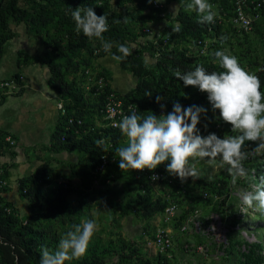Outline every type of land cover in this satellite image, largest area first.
I'll return each instance as SVG.
<instances>
[{
	"label": "trees",
	"instance_id": "1",
	"mask_svg": "<svg viewBox=\"0 0 264 264\" xmlns=\"http://www.w3.org/2000/svg\"><path fill=\"white\" fill-rule=\"evenodd\" d=\"M162 1L160 7L154 0L151 3L149 0H0V59L6 43L15 36L11 23L25 24L28 34L45 47V52L37 59L49 68L48 85L60 96L66 109V114L61 113L55 127L54 150L78 155L75 162L68 164L71 172L68 177L43 164L31 176L17 181L18 193L28 207L26 216L5 200L4 195L11 191V187L7 182L8 173L3 170L1 179L7 185H2L0 179V264H40L43 247L55 251L61 237L72 230L73 225L88 219L95 221L93 213L98 202L108 209L104 210L107 212L105 219L111 213L117 214V224L129 216L144 221L141 240L125 238L122 233L105 240L101 232H96L87 254L65 264H168L174 258L173 249L155 254L148 247L159 229L166 230V226L171 224L165 222L167 206L171 202L183 206L185 202V208L190 209L188 216L185 213L179 220L175 219L179 221L176 225L179 228L194 211V220H199L202 212L198 206L202 203L223 199V204H226L236 187L251 181L250 169L245 181L238 178L233 185L231 176L223 168L218 177L195 181L189 178L182 183L178 177L167 172L166 162L155 170L163 175L159 184L166 191L161 194L149 182L147 174L153 171L146 169V173H139L126 170L127 175L126 172L113 170L120 168L115 152L125 145V138L119 128L106 127L105 121L104 126L98 127L95 122L103 120L110 91L96 92L95 88L87 90L83 87L87 85L86 70L90 69L105 77L110 90L106 70L97 68L98 59L105 56H111L124 70L138 78L135 89L124 96L116 93L125 105L134 104L139 108L137 115H157L160 104L156 102V96L159 95L164 99L162 103H166L167 112L172 110L174 102L185 108L208 105L209 110L201 121L204 129L205 124L208 125L205 131L220 138L235 135L231 126L219 119L218 110H212L207 93L200 92L196 87H185L183 81L174 77L176 70L187 72L197 66H203L209 73L222 70L215 52L224 48L215 43L209 45L206 54H201L200 47V42L207 38H218V32L223 28L221 21L215 17L214 23L199 24L197 12L186 10L190 0ZM209 1L219 3L221 17L233 18V6L229 0ZM178 2L181 6L178 13L172 16L168 5ZM77 7H93L98 16L107 14L108 31L103 34V39L112 44L109 52L103 50L100 40H89L83 33L75 31L71 12ZM262 9L261 14L264 13V4ZM156 21H165L167 25L163 33H158V38L151 41L145 30ZM177 23L181 26L179 32L173 31ZM263 23L262 16L255 20L253 32L260 34ZM121 45L127 46L131 54L124 56L119 51ZM147 55L152 62L146 59ZM234 56L243 68L258 75L264 91V59L251 45ZM146 92H151L152 97L145 96ZM97 141L102 143L98 145ZM257 145L258 142H245L244 151L250 154ZM3 146L12 147L6 136L0 134V151ZM103 155L108 156V164L105 169L97 170ZM157 220H163V227L157 224ZM240 223L236 217L230 221L229 245L225 247L229 260L235 259L236 264H264L263 244H249L235 235Z\"/></svg>",
	"mask_w": 264,
	"mask_h": 264
},
{
	"label": "clouds",
	"instance_id": "2",
	"mask_svg": "<svg viewBox=\"0 0 264 264\" xmlns=\"http://www.w3.org/2000/svg\"><path fill=\"white\" fill-rule=\"evenodd\" d=\"M151 2L153 0H149ZM155 2L160 3L161 0ZM186 10L197 12L199 24L214 23L215 13L209 0H190ZM71 16L78 34L83 33L89 40H100L105 52L111 50V42L103 39V34L108 31L107 14L98 16L93 7H77L71 12ZM150 27L154 34L160 33ZM180 30L181 26L177 23L173 31ZM221 39L226 40L227 37ZM205 41L206 52L201 54H206L209 49L208 38ZM197 50L195 51L198 52ZM119 51L124 56L131 54L125 45H121ZM215 57L221 71L209 73L203 66H197L187 72L176 70L174 77L183 81L185 87H196L200 92L207 93L212 110H218L219 119L229 124L235 135H225L223 138L215 133L202 135L198 125L201 115L206 114L207 109L201 106L185 108L179 102H174L171 112L146 117H141L130 109L131 114L123 116L118 124L125 138V145L115 152L121 170L143 172L147 169L154 172L167 162V172L185 183L189 178L193 181L202 178L196 165L200 161H206L213 168H225L233 185L238 178L245 181L247 170L243 161L247 159V162H251L254 154L264 151V91L258 75L243 68L237 57L222 50H217ZM145 96L151 98L152 93L146 92ZM163 100L162 96H156V102L165 108ZM207 127L205 124V129ZM245 142H258V145L249 154L244 151ZM101 143L97 141L98 145ZM152 179L156 180L158 177L154 175ZM242 203L264 212V187L255 192L244 193ZM96 231L97 224L93 219L73 225L72 230L61 237L55 251H50L47 247L41 249L40 264H65L66 261L84 257Z\"/></svg>",
	"mask_w": 264,
	"mask_h": 264
},
{
	"label": "crops",
	"instance_id": "3",
	"mask_svg": "<svg viewBox=\"0 0 264 264\" xmlns=\"http://www.w3.org/2000/svg\"><path fill=\"white\" fill-rule=\"evenodd\" d=\"M174 4L168 5L171 13ZM11 25L15 36L5 45L0 59V77L11 79L23 76L25 80L20 92L5 97L0 104V134H4L6 138L12 136L17 142L15 147L1 148L0 169L8 173L7 182L11 187V191L4 195L5 200L26 216L29 213L28 207L18 193L17 181L31 176L43 164H48L68 177L71 174L68 164L75 162L78 155L54 150L53 135L61 117L58 105L63 100L48 85L49 68L37 59L45 52V47L37 38L28 34L25 24L13 22ZM166 25L165 21L151 24L160 34ZM146 59L152 62L148 55ZM97 68L106 70L111 89L121 96L135 89L138 84V78L124 70L111 56L98 59ZM83 87L87 89L86 84ZM103 121L97 119L95 122L98 127H102ZM133 218H123L120 220V224L124 225L123 229H115L108 217V224L104 225L107 227V239L115 238L119 233L128 239L140 237L145 222L136 224V219ZM96 232L100 233L99 227Z\"/></svg>",
	"mask_w": 264,
	"mask_h": 264
},
{
	"label": "rangeland",
	"instance_id": "4",
	"mask_svg": "<svg viewBox=\"0 0 264 264\" xmlns=\"http://www.w3.org/2000/svg\"><path fill=\"white\" fill-rule=\"evenodd\" d=\"M161 2L164 1L161 0ZM209 3L212 4L215 17L217 20L221 21L220 26L223 27L222 30L220 29L218 32V38L216 40L211 38V40L208 39L210 46L218 43L224 48L223 51H225L226 54L234 56L236 55V52L245 50L251 45L260 57L264 59V23L260 25V34H256L254 32L248 35L243 34L244 32H241L239 28L234 27L231 17L220 16L218 2L213 3L209 1ZM173 6L174 9H172L171 15L175 16L181 5L178 2ZM232 12L234 13V9ZM221 37H227V39L222 40ZM157 38L158 35L155 33L149 40L152 41ZM94 73L98 74L96 72ZM203 108L207 109V111L209 110L208 105H204ZM171 111L172 110H169L168 112ZM203 115L204 114L201 115L198 128L200 129V133L206 136L209 133L208 131H205L204 124L201 122ZM255 159L256 164H254ZM251 162H243L247 171L251 169L249 172L251 181L248 184H240L236 187L232 191L230 198H227L226 204H223L222 199L204 202L202 205L198 206L202 212L201 217L199 220H196V224L189 226L185 232L181 231L184 224L182 223V226L179 228L176 227L179 221H175V219L179 220L185 213L188 216L190 209L185 208V202L183 203V206L178 204V213L174 218H172L171 224L166 226V228L171 231V237L174 242L173 251L171 252L174 258L168 264H236L235 259L234 261L229 260L225 251V247L229 245L228 233L231 229L230 221L233 217H236L241 221L240 225L235 229V235L237 237L242 238L249 244L262 243L264 246V212L258 211L255 206L249 208L242 203V195L244 193L255 192L264 187V151H261L259 154H254ZM253 166H255V168H253ZM196 167L199 169L202 178L218 177L223 170V168L211 167L206 161L198 162ZM113 170L121 173L126 172V170L123 171L117 167L113 168ZM127 175L129 174L127 173ZM248 177L249 176L247 175L246 178ZM155 188L157 191L161 192V194H164L163 192L166 191L161 184H158ZM198 193L199 191L197 194ZM104 210L107 211L108 209L103 207L102 204L98 202L94 210V218L97 227L100 228L103 239L106 240L108 238L106 233L107 227L104 225L108 224V221L105 219V217H107V212ZM109 218H111V224L115 227V229H123V224H115L114 222L117 218V214L111 213ZM162 221L163 220H157V224H160V226L163 227ZM139 222L144 221L136 219L135 223L139 224ZM126 223L127 222L125 221V224ZM137 238L138 240H141L140 237ZM187 240L190 242L188 243ZM247 249L249 248H246V250ZM241 251H243V248H241Z\"/></svg>",
	"mask_w": 264,
	"mask_h": 264
},
{
	"label": "built area",
	"instance_id": "5",
	"mask_svg": "<svg viewBox=\"0 0 264 264\" xmlns=\"http://www.w3.org/2000/svg\"><path fill=\"white\" fill-rule=\"evenodd\" d=\"M155 1V0H154ZM230 3L233 5L234 13L232 18V23L234 27L239 28L240 31L250 33L253 32V22L255 20L261 18L264 19V13L261 14V11H263L262 6L264 4V0H229ZM156 5L162 6V2L157 3ZM164 16V15H162ZM161 16V17H162ZM147 34L154 35V31L151 27L147 28L145 30ZM144 42V41H142ZM201 52H206L207 42H200ZM97 73V72H96ZM87 74V89L92 90L95 88L96 92L99 91H110L107 96V103L105 106V109L103 111V120L106 122V127H113V128H119L118 124L123 116L129 115L130 109L134 111L136 114H138L137 106L134 104L125 105V103L117 96L116 92L113 90L108 89V84L104 76L95 74L92 70H86ZM23 76H18V78H11V79H2L0 77V91L2 94V97H0V104L3 101V97L14 95L15 93L20 92L21 88L23 87ZM166 106V103H163ZM60 112L65 115L66 109L63 105V103H60L58 105ZM167 112V107L162 108L161 105L159 107L157 115H162ZM72 122V120H71ZM6 141L11 144V146L15 147L17 142L13 139L12 136H8L6 138ZM108 156L103 155L102 156V164L98 167L97 170H103L105 169L106 165L108 164ZM3 170L0 169V179L2 177ZM141 173V172H139ZM142 173H146V170H144ZM150 184L155 187L159 184L160 179L163 177L160 173L154 171L152 173L147 174ZM157 176L158 179L153 180V176ZM242 180L244 177L241 178ZM2 185H7L6 181L4 179H1ZM205 197L208 196L207 193L204 194ZM178 211V205L174 202H171L165 212V222L168 224L171 222L172 218L176 215ZM8 212H11L10 210ZM197 212V211H196ZM195 213V211H194ZM193 213V214H194ZM191 215L188 219L184 227L182 228V231H185L191 224H196V221L194 220L196 218V214ZM148 247L154 250V253H161L163 254L166 251H169L173 249L174 243L171 237V231L169 229H159L155 240L153 239L148 243Z\"/></svg>",
	"mask_w": 264,
	"mask_h": 264
}]
</instances>
